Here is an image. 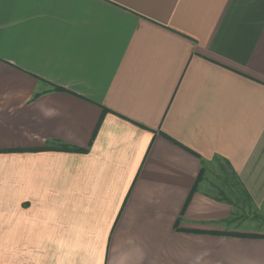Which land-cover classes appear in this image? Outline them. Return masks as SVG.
Instances as JSON below:
<instances>
[{"label": "crops", "instance_id": "crops-1", "mask_svg": "<svg viewBox=\"0 0 264 264\" xmlns=\"http://www.w3.org/2000/svg\"><path fill=\"white\" fill-rule=\"evenodd\" d=\"M215 164L263 211L264 0H0V264H264Z\"/></svg>", "mask_w": 264, "mask_h": 264}, {"label": "rangeland", "instance_id": "rangeland-1", "mask_svg": "<svg viewBox=\"0 0 264 264\" xmlns=\"http://www.w3.org/2000/svg\"><path fill=\"white\" fill-rule=\"evenodd\" d=\"M215 168L209 170L207 175L208 189L214 194L223 198H228L235 202L236 209L230 221L229 228L233 230L225 231V234H232L239 237H264V209H250L247 206L239 183L227 173L225 175L215 164ZM236 215V216H235Z\"/></svg>", "mask_w": 264, "mask_h": 264}, {"label": "trees", "instance_id": "trees-1", "mask_svg": "<svg viewBox=\"0 0 264 264\" xmlns=\"http://www.w3.org/2000/svg\"><path fill=\"white\" fill-rule=\"evenodd\" d=\"M62 148H66L65 146H63ZM59 149H60V147H59ZM240 186V185H239ZM242 191V196H244V194H245V197L247 198L248 197V195H247V193L246 192H244V190H241ZM228 200H230V199H228Z\"/></svg>", "mask_w": 264, "mask_h": 264}]
</instances>
